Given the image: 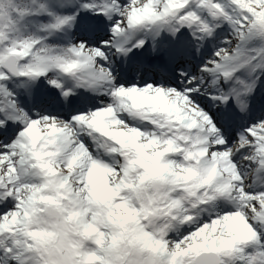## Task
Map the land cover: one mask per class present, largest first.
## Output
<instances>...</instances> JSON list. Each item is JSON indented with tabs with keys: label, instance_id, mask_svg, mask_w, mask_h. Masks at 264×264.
Instances as JSON below:
<instances>
[{
	"label": "snow or ice",
	"instance_id": "snow-or-ice-1",
	"mask_svg": "<svg viewBox=\"0 0 264 264\" xmlns=\"http://www.w3.org/2000/svg\"><path fill=\"white\" fill-rule=\"evenodd\" d=\"M0 264H264V0H0Z\"/></svg>",
	"mask_w": 264,
	"mask_h": 264
}]
</instances>
